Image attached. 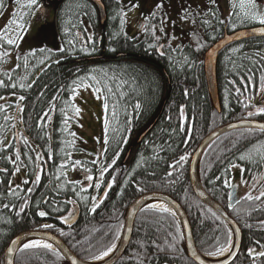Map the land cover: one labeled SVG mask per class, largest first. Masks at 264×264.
<instances>
[{
	"label": "trees",
	"instance_id": "16d2710c",
	"mask_svg": "<svg viewBox=\"0 0 264 264\" xmlns=\"http://www.w3.org/2000/svg\"><path fill=\"white\" fill-rule=\"evenodd\" d=\"M42 1L37 0V3ZM45 1L53 9V26L61 47L45 46L43 52L39 51L41 48L32 49L36 55L27 56V67L25 56L32 50L18 53L12 68L0 70V80L6 85L0 87V97H4L0 99V105L4 106L0 111V141H6V144L0 143V168L7 169V172H0V264H4V250L11 238L39 223L38 212L59 216L55 221L63 230L65 225L60 218L69 216L75 206L78 219L73 226H65L68 230L63 239L78 258L89 260L113 241L116 243L117 234L121 236L127 207L148 192L165 193L178 201L188 217L196 248L204 254L217 253L218 247L230 241L231 230L194 195L188 163L201 140L218 126L243 118L264 122V114L248 116V112H256L257 106L253 102L256 97L259 106H264V97L260 95L264 37L229 44L219 53L217 83L221 112L218 113L208 92L203 54L224 31L232 32L252 24L233 19L226 25L221 23L220 13L214 22L211 19L205 23L201 17L198 21L204 37L201 47L194 48L187 42L174 47L163 44L161 51L164 54L161 55L156 46L158 41L153 36L138 39L125 33V23L121 25L123 8L120 0H102L106 9L103 24L90 0ZM12 2L0 0L2 15ZM88 37H91L90 41ZM85 48L87 51L82 50ZM233 49L237 51L233 52ZM40 60L44 63H39ZM4 63L0 58V67ZM89 75H95L101 81L99 85L93 81L87 83L100 87L103 105L105 100L108 103L103 116V152L95 164L80 156L82 148L75 127L76 115L71 110L75 103L69 99L73 95L71 89L75 87L73 81ZM13 84L16 86L12 87ZM237 88L240 93L236 92ZM20 96L24 97L23 101L19 100ZM137 102L141 105L138 110L135 109ZM65 112L70 117L67 131H64ZM44 113L51 119L41 120ZM5 116L11 119L6 121ZM105 119L108 120L107 133ZM154 119L152 127L139 139ZM38 124L41 127H37ZM181 124L184 131L180 130ZM70 133L76 136L72 137ZM105 134L107 145L104 144ZM23 137L28 138L31 148L23 143ZM72 139L76 143L69 146L67 142ZM17 151L21 155L20 161L14 164L4 159L6 156L14 159ZM37 153L43 157L38 162L41 165L39 183H35L33 165ZM182 155L187 156V160L174 171L169 165L175 164ZM241 155L245 159L241 160ZM113 159L115 164H111ZM75 161L80 164L73 168ZM65 162L68 164L62 170L65 175L57 179L58 167ZM104 165L111 167L101 179L100 170ZM17 166L21 170L13 176ZM234 166L241 169L240 198L229 209L227 203ZM169 172L173 174L169 176ZM87 175L94 177L92 183L85 181ZM199 175L204 190L228 210L238 224L244 236V248L253 241L263 243L264 197L259 200L255 197L264 192V131L244 128L217 138L200 159ZM113 178L109 189L108 182ZM26 179L28 184L23 183ZM97 182L99 189L95 187ZM10 188L17 194H10ZM81 188L86 190L81 191ZM249 194L252 200L244 198ZM92 197H96V201ZM94 203L99 206L92 212ZM128 260L132 264H194L187 256L179 220L150 208L137 214L124 253L109 264H125ZM14 264L69 262L61 253L57 258L43 249H31L18 251Z\"/></svg>",
	"mask_w": 264,
	"mask_h": 264
},
{
	"label": "rangeland",
	"instance_id": "374dc122",
	"mask_svg": "<svg viewBox=\"0 0 264 264\" xmlns=\"http://www.w3.org/2000/svg\"><path fill=\"white\" fill-rule=\"evenodd\" d=\"M12 1L0 17V30H3L7 25L13 30L9 35H14L16 26L9 25V20L16 19L19 21L21 13L24 15L20 22L28 30L27 32H20L23 39L18 41V47H15V50H11L3 44L0 46V53L4 51L11 53V55L1 58L6 64L4 63L5 65L0 67V70L12 68L16 63L18 53L45 46L51 49L61 47L59 37L53 26L54 12L51 6L48 8L36 4L33 8L28 9L21 8V5L27 4L28 0ZM210 1L212 0H120L123 8L125 33L138 39L148 35L153 36L158 41L156 44L158 49H161L163 44L174 47L182 43L186 44V42L195 46L194 48L201 47L204 37L197 19L205 13L204 11ZM220 3L226 8L229 0H215L214 6L218 7ZM157 4H160L161 7L157 8ZM255 10L264 14V0H258V8ZM227 12L226 8L223 13ZM13 13L16 15L14 16ZM185 16L186 18L182 19ZM139 23L142 25L141 29H138ZM97 95L100 94H94L90 87H80L72 96L75 105L81 108L79 116H76L74 121L82 148L80 151L82 152L80 154L82 159H100L102 155L104 107L101 96L100 99H97Z\"/></svg>",
	"mask_w": 264,
	"mask_h": 264
},
{
	"label": "water",
	"instance_id": "95a60500",
	"mask_svg": "<svg viewBox=\"0 0 264 264\" xmlns=\"http://www.w3.org/2000/svg\"><path fill=\"white\" fill-rule=\"evenodd\" d=\"M93 2L98 10L100 23L103 24L106 19V9L102 2V0H90ZM138 28L141 29V24L138 25ZM260 29H264V25H258L256 27L245 28V29H238L231 33L225 32L222 37L216 40L210 47L206 49L203 55V68L204 73L207 81L208 92L210 95L211 103L214 109L220 113L221 112V105H220V98H219V91H218V83H217V61L219 53L229 44L239 42L251 37H264V33L260 32ZM243 33V35H241ZM156 119H154L153 123L140 135L139 139L142 138L145 133L152 127ZM264 124L263 121L252 120V119H240L231 122H227L222 124L209 132L197 145L195 150L190 156L189 164H188V175H189V182L192 188L194 195L197 199L214 211L219 217H221L231 228L234 234V245L232 252L237 253L240 243V229L234 219L227 213V211L214 199H212L204 190L200 182V175H199V164L200 159L206 150V148L217 138L225 135L229 132L244 129V128H252L262 130L258 127V125ZM264 131V130H262ZM138 139V140H139ZM152 199H159L165 201L170 205V207L175 211L176 217L178 218L182 233L183 239L185 244V250L190 259H192L197 264H225L230 259H232L234 255H229L225 260L220 262H214L208 259L204 254H201L195 246L193 234L191 230V226L188 220V217L180 205L178 201H176L170 195L159 193V192H152L146 193L139 197H137L126 209L125 212V221L119 241V245L115 250L114 254L110 257L108 261L102 264H109L114 262L118 259L123 252L125 251L133 231L134 221L137 214L144 208L145 204L152 200ZM238 201L237 190L235 187L231 188L228 207L233 208L236 202ZM78 217V208H75L74 213L70 217V222L65 223L66 225H73L77 221ZM69 220V219H68ZM238 229V234L237 230ZM30 237H42L48 239L52 237L51 241L57 246V249L62 253V255L67 259L69 264H72V260H76L77 264H92L90 261H84L74 255L70 249L61 241L57 236L47 233V232H40V231H24L16 236H14L4 250V264H7L8 260H12L14 264L15 256L19 249L22 248V243L26 238ZM17 241L16 244H12V241ZM58 242V243H57ZM11 247L13 252L11 255L8 254L7 250Z\"/></svg>",
	"mask_w": 264,
	"mask_h": 264
},
{
	"label": "snow or ice",
	"instance_id": "6c2138e0",
	"mask_svg": "<svg viewBox=\"0 0 264 264\" xmlns=\"http://www.w3.org/2000/svg\"><path fill=\"white\" fill-rule=\"evenodd\" d=\"M213 3H215V0H212ZM37 4V0H28V3L25 4V5H21V8H28V9H31L33 8L34 5ZM2 3H0V7H2ZM135 6V5H133ZM157 8H160L161 5L160 4H157L156 5ZM232 7L235 9V8H239V13L238 15L242 16L243 19L245 20H258V22L262 25H264V14H261V13H258V11H256L255 9L258 8V0H238V4L237 3H233L232 4ZM233 14V13H230V15ZM0 15H2V13H0ZM13 15L15 16L16 14L13 13ZM23 13H21L20 15V20H16V19H12V20H9V25H15L16 26V29H15V32H14V35H9L10 32H12L13 30L10 29L7 25L5 26V28L3 30H0V46H2V44H7L9 46H12V47H18V41L19 40H22L23 37L20 35V32L23 31V32H27V28H25V25L20 22L23 20ZM185 17H182V19H185ZM205 23H207V21H205ZM221 23H223V21H221ZM124 24V18H123V15L121 16V25ZM233 27H235L233 25ZM260 32L261 33H264V29H260ZM241 35H243V33H241ZM89 41L91 40V37H88ZM69 43H72L71 41H69ZM152 45H150L151 47ZM61 51H63V49H60ZM84 51H87V49H82ZM39 51L43 52L45 51V49L41 48L39 49ZM237 51L236 49H233V52ZM164 53L161 51V55H163ZM11 55L10 52L8 51H4L3 53H0V58H3V57H6V56H9ZM36 55V51L35 50H32L30 52H28L25 56V67H27L28 65V61H27V56H35ZM19 59V57H17ZM39 63L43 64L44 63V60H40ZM104 75L106 76L107 74L104 73ZM87 81H93L95 82L96 85H99L101 83L100 80L97 79V77L95 75H89L87 77H81V78H78V80L76 81H73V85H75L74 88L71 89V91L73 92V96L76 94V90L77 88L83 86L84 88H88V87H93V92L94 94H99L101 93V88L100 87H94L93 85L87 83ZM248 82L251 83L252 82V78L249 77L248 78ZM229 83H233L232 81H229ZM5 83L4 81L0 80V87H5ZM16 85H12V87H15ZM29 87H31V85L29 84L28 85ZM21 88L24 87L23 84L20 85ZM105 87H107V85H105ZM108 91L111 92L112 89L111 88H108ZM240 89L237 88L236 89V92L237 93H240ZM245 91H247V89H245ZM260 95L262 97H264V75H262L260 77ZM0 99H4V97H0ZM55 99V97L53 98ZM70 100L72 99V97L69 98ZM97 99H100V95H97ZM19 100L23 101L24 100V97L23 96H20L19 97ZM256 103L258 104L259 101H256ZM246 108L249 107V104H245L244 105ZM104 109L107 110L108 109V103H107V100H105V103L103 105ZM225 107H227V104L225 105ZM141 108V105L139 102H137L135 104V109H140ZM4 110V106L3 105H0V111H3ZM19 111H23V108H19L18 109ZM71 110L72 112L74 113V115L76 116H79L80 112H81V108L77 107L75 104H72L71 105ZM183 107H181L180 109V114H181V119H183ZM260 114H264V106H259L257 107L256 109V112H248V116L251 117V116H254V115H260ZM65 115V120H64V124H65V128H64V131H67V124H68V120L70 119V117L68 116L67 112L64 113ZM48 119L50 120L51 117L48 116V113H44L43 116L40 117L41 120H45V119ZM4 119L7 121L9 119H11L10 117L8 116H5ZM105 133H107V129H108V120L105 119ZM37 127H41V125H37ZM258 127L262 130H264V124H261V125H258ZM13 130H14V125H13ZM181 131H184V126L183 124H181ZM70 135L72 137H75L76 134L75 133H70ZM0 143H4L6 144V141H0ZM23 143L27 146H29V148H31L32 146L30 145L29 143V140L27 137H23ZM69 144V146L71 145H74L76 143L75 139H72L71 141H68L67 142ZM108 143V137L107 135L105 134V137H104V144L107 145ZM34 150V149H33ZM4 159L6 160H9L10 162L12 163H16L18 161H20L21 159V155L20 153L17 151L16 154H15V157L14 159L12 157H4ZM43 159V157L37 153L36 154V158H35V161H33V165H34V169H35V183H39L40 182V179H41V176H40V171H41V165L38 163L39 161H41ZM49 159H51V156H49ZM241 160L245 159V156L244 155H241L240 157ZM187 160V156H180L179 157V160H177L175 162V164L173 165H169L170 168H173V170H177L178 167H182V164L183 162H185ZM115 159L112 160L111 164H115ZM93 163L95 164V161H93ZM80 164V161H75L73 163V168H75L76 166H78ZM66 167H68V164L67 162L65 163H61L58 167V177L57 179L60 178L61 175H65V173L62 171L63 169H65ZM109 167H111V165H104L101 170H100V178L102 179L103 176H104V173H106L109 169ZM21 168L19 166H17L15 168V171L12 173V175L14 176L17 172H20ZM87 171V170H86ZM0 172H7V169L6 168H0ZM173 173L172 172H169L168 175L171 176ZM86 180L88 181H93L94 180V177L92 175H87L85 177ZM114 179L113 178V181H110L108 182V188L110 189L112 187V184L114 182ZM11 184V182H9ZM24 184H28L29 181L26 179L23 181ZM91 186V185H89ZM17 188H19V185L16 186ZM95 187L97 189L100 188V183L97 182L95 184ZM86 189L84 188H81V191H85ZM10 191V194L12 195H16V190L14 189H9ZM29 192L32 191L31 188L28 189ZM77 195H79V192H77ZM105 197L107 196V191H105L104 193ZM261 197H264V192H261L260 193V196H257L255 197L256 200H259ZM245 199L247 200H252L253 197L249 194V195H246L244 197ZM92 200L93 201H96V197H92ZM26 203V201H25ZM68 203H73V201H68ZM98 203H94L92 208L90 209V211L92 212H95L96 211V208L98 207ZM24 209L23 207H21L20 211L22 212ZM150 210H153V211H157V212H160V213H167L169 214L170 216H175L176 213L175 211H173L172 209H170L169 207H167L166 205H163V204H160V205H152L150 206ZM17 215H19V213H17ZM38 216L40 217H44L46 216V212L44 211H40L37 213ZM71 215V214H70ZM61 222L62 223H67L68 222V217H61ZM41 227L43 228H53L54 226L51 225V224H43L41 225ZM237 231V234H238V229L236 230ZM60 235L64 236V235H67V233L61 231L60 232ZM232 233L229 232V236H231ZM53 238L52 237H49L48 240H52ZM116 239H120L119 235L117 234L116 236ZM175 239V237H174ZM48 240H44V241H41V240H32V241H29L28 243H24L23 244V247L21 249H19L20 252H24V251H27V250H31V249H43L45 250L47 253L51 254V255H54L56 256L57 258H60V252L54 248L53 244L48 242ZM17 241L13 240L12 241V244H16ZM58 243V242H57ZM75 246V245H74ZM118 247V245L115 243V241H113L110 245L106 246L103 250H101L98 254H95V255H92L90 257V260L91 261H99V260H103L105 257H108L110 253H113L114 250ZM232 247H233V244L231 241H226L225 245L224 246H221V247H218L216 249V252L219 253V254H223V253H228V255H234L235 253L232 252ZM261 248H264V245H261ZM8 254L11 255L12 252H13V249L11 247L8 248L7 250ZM248 254L253 257V259L255 260L256 257H264V251H259L257 252L255 249H248ZM7 264H13V261L12 260H8ZM72 264H77V261L76 260H72Z\"/></svg>",
	"mask_w": 264,
	"mask_h": 264
},
{
	"label": "flooded vegetation",
	"instance_id": "af4514ba",
	"mask_svg": "<svg viewBox=\"0 0 264 264\" xmlns=\"http://www.w3.org/2000/svg\"><path fill=\"white\" fill-rule=\"evenodd\" d=\"M237 3L238 4V0H229V3H227V6H226V8H227V10H228V12L227 13H223V11L226 9L225 7H224V5L222 4V3H220L219 5H218V7H216V6H214V3L212 2V1H210L209 2V4H208V7L206 8V10L203 12L204 14L203 15H201V16H199L198 17V19H197V22H198V20H200V18H201V20L203 21V22H205V21H207L208 22V20H211L212 19V22H214V18L215 17H217L218 16V14L220 13V15H221V20L224 22V24H230L231 23V20H233V19H240V20H242V21H244V22H247V23H250V24H252V26H256V25H262V24H260L259 22H258V20H245V19H243V17L242 16H240V15H238V13H239V8L237 7V8H233L232 7V4L233 3ZM41 5L42 6H45V7H48V6H50L49 5V3L47 2V1H45V0H43L42 1V3H41ZM212 9H214L215 11H213ZM230 13H233V14H231L230 15ZM252 26H250V27H252ZM244 28H247V27H244ZM263 104H264V102H263ZM16 114V113H15ZM15 116V115H14ZM102 152H103V150H102ZM102 156V155H101ZM101 158V157H100ZM86 160H88V161H95V162H98L100 159H86ZM86 177V176H85ZM85 177H84V179H85ZM24 178H22V180H23ZM96 179H99L98 178V176L96 177ZM240 181H241V178L240 179H238V181H236V183H235V185L237 186V190H238V194H239V185H240ZM16 182H17V180H16ZM87 182H88V184H89V182L90 181H88L87 180ZM235 181L234 180H230V183H231V186L232 185H234L233 183H234ZM92 183V182H91ZM90 183V184H91ZM88 184H86V185H88ZM45 204V203H44ZM44 204H43V206H44ZM43 206H42V208H43ZM44 210V209H43ZM68 217V216H67ZM57 218H59V216H56V215H54V214H51V213H46V216H44V217H41L40 218V221H39V223L37 224V225H35L34 226V228H32V229H27V230H25V231H40V232H47V233H50V234H53V235H55V236H57L61 241H63L64 243H65V241H64V236H62V235H60V232L61 231H63V230H65V233H66V231L68 230V228H65V226H64V228H63V230H62V227H61V225H57V223H56V221H55V219H57ZM67 223H69V222H67ZM43 224H51V225H53L54 227L53 228H50V229H48V228H43V227H41V225H43ZM64 225H66L65 223H64ZM37 226V227H36ZM70 227V226H69ZM240 234H241V236H240V243H239V248H238V250H237V253L235 254V256L232 258V259H230L227 263H225V264H264V257H256L255 258V260L253 259V257H251L249 254H248V249H250V248H252V249H255L257 252H259V251H264V248H261V245H264V242L263 243H260V242H257V241H253V242H251L250 244H248L249 245V247H246V248H244V236H243V233H242V231H240ZM66 244V243H65ZM67 245V244H66ZM124 255H126V254H124ZM123 261V260H122ZM121 261V262H122ZM192 261V260H191ZM194 264H196L194 261H192ZM237 262V263H236ZM121 264H123V263H121ZM125 264H132V263H130V260H128ZM138 264V263H137Z\"/></svg>",
	"mask_w": 264,
	"mask_h": 264
},
{
	"label": "bare ground",
	"instance_id": "6f19581e",
	"mask_svg": "<svg viewBox=\"0 0 264 264\" xmlns=\"http://www.w3.org/2000/svg\"><path fill=\"white\" fill-rule=\"evenodd\" d=\"M160 204L166 205L167 207H169L170 209H172L168 203H166L165 201L159 200V199H152V200L148 201V202L145 204L144 207H146V208H150V206H152V205H160ZM172 210H173V209H172ZM173 211H174V210H173ZM32 240H41V241H44V240H48V239H45V238H42V237H30V238H26V239L23 241V243H22V247H23V244H24V243H28L29 241H32ZM48 242L52 243V242L49 241V240H48ZM233 243H234V242H232V244H233ZM52 244H53L54 248L57 249V246H56L54 243H52ZM232 248H233V247H232ZM116 249H117V248H116ZM116 249H115V250H116ZM115 250H114V252H115ZM114 252H113V253H110L109 256H108V257H105L103 260L94 261V262L90 260V262H91L92 264H102V263H105L106 261H108V260L110 259V257L114 254ZM228 256H229L228 253H223V254H219V253H218V254H216V255H210V256H206V257H207L208 259H210L211 261H214V262H220V261H223L224 259H226Z\"/></svg>",
	"mask_w": 264,
	"mask_h": 264
},
{
	"label": "crops",
	"instance_id": "0c3cea01",
	"mask_svg": "<svg viewBox=\"0 0 264 264\" xmlns=\"http://www.w3.org/2000/svg\"><path fill=\"white\" fill-rule=\"evenodd\" d=\"M235 175H236V178L238 177V175H239V170L236 168L235 169Z\"/></svg>",
	"mask_w": 264,
	"mask_h": 264
}]
</instances>
